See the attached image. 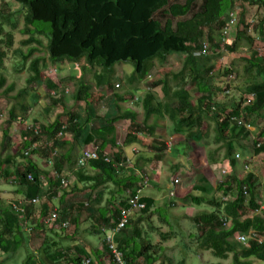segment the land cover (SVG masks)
I'll use <instances>...</instances> for the list:
<instances>
[{
  "label": "trees",
  "instance_id": "16d2710c",
  "mask_svg": "<svg viewBox=\"0 0 264 264\" xmlns=\"http://www.w3.org/2000/svg\"><path fill=\"white\" fill-rule=\"evenodd\" d=\"M11 1L24 9L23 34L30 38L24 40L22 44H41L37 37L46 36L49 40L47 49L50 62L52 64L69 62L74 67L84 63L85 71L99 69L95 73L98 89L115 88L116 66L129 63L135 70L128 79L134 90L130 99L137 101L140 98V86L150 77L156 63L166 65L170 56L181 54L184 57V64L181 72L167 75L166 78L154 83V90L151 87L152 90L146 94L142 102L145 111L144 121L139 120L136 112L126 111L114 117L108 115L106 126L91 129L85 142L87 145L97 139L102 142L99 160L90 161L86 167L80 168L78 166L80 156L75 157L71 173L75 174L79 184L77 183L73 189H77L81 184H91L93 190L102 187L109 189V184H113L114 188L110 190V208H99L94 213H90L86 212L88 209L84 205L71 206L68 210L65 207H58L57 218L47 224L48 219L52 217L50 214L54 211L51 212L49 206L45 204L37 215V206L29 203L33 199L43 198L45 191L47 192L45 197H49L48 201L52 202V197H57L62 190V182L71 175L69 173L63 178V160L73 159L72 153H66L63 157L59 153L54 163L58 169V176L49 177L47 171L31 160V155L49 153L54 160L52 155L69 144L64 137L62 139L57 137L62 127L67 126L65 135L72 129L73 133L79 136L88 128L92 121L91 116L87 123L82 125V119L77 113L68 114L67 120L60 118L52 126L40 130L39 136L29 129L23 132L24 145L20 156L25 162L15 166L14 172H9L7 163L11 157L0 159V175L9 179L14 173L19 186L25 191L23 198L9 200L7 206L0 204V259H8L25 249L29 252L33 240L29 230L33 229L35 233H45L44 243L39 250L40 262H37V256L30 254L25 264H54L60 261L82 264L91 256L94 257L95 264H105L103 253L83 250L78 240L74 238L70 239L72 246L63 250L62 244L58 241L59 232L56 230H67L68 228L63 227L67 222L70 225L74 223L79 228L81 223L86 221L93 223L91 232L99 236L105 234L106 228L115 227L122 210L131 207L128 191L133 190L140 180L134 176L133 169L125 166L129 161L126 149L139 145L142 157H145L144 153L149 148L161 145L160 141L155 139L157 140L156 134L161 121L166 120L172 123L176 134L185 135L190 140L202 138L209 141L213 137V130L208 122L211 117L216 123L214 129L216 135L214 142L208 144L226 145V159L234 171L217 188V194L222 193L226 201L219 199L218 195L207 198L202 194L207 193L203 186L207 180L201 181L202 185L193 188V194H190L188 199L196 206L208 205L213 209L203 211L191 219L197 228L194 239L200 250L212 253L222 262L232 259V264H264V243L259 244L251 240L245 245L238 241L240 235H248L252 230L264 237V215L258 214L263 208L259 201L261 181L253 174L244 179L239 178L236 174L239 165L236 157L238 154L235 156L233 153L236 144L241 145L243 139H250L253 142L254 154H264V147H257L258 143L264 140V123L257 122L264 115V18L255 28L253 27L255 29L253 33L251 32L253 24L245 9L236 28V39L225 44L232 53H236L243 46L251 49L253 53V57L244 58L245 73L250 78L247 93L256 95L252 105L244 108L239 105L232 109L219 105L216 101L217 92L229 90L230 86L222 90L213 85L215 67L211 64L212 60L209 56L206 58L197 56L204 43L209 44L210 54L223 53L221 46L224 29L228 26V15L235 7L236 1L239 4L264 10V0H201L202 4L196 12L194 9L200 0H187L184 4L176 2L172 5L171 0ZM161 15L163 18L160 17ZM12 16L10 5L7 3L2 5L0 39L6 36L9 46L13 45L15 37L13 33L6 32L5 27L9 25ZM45 24L49 25V29L44 26ZM11 25L16 29L15 24ZM3 41L0 40L1 69L5 68L4 61L8 57V53L3 48ZM35 51L36 49L31 50L30 55ZM18 52L17 50L16 54ZM19 53L22 54V51ZM30 55L25 56V60ZM46 66L45 61L42 63L40 59L31 64L32 76L28 80L29 88L23 92L24 101L20 103L22 113L18 114L16 108L11 110L10 119L3 130L4 140L9 137L12 127L25 122L27 119L24 116L31 112V106L26 104L25 97L30 95L35 100L39 99L37 88L45 85L50 91L59 90L60 86L56 81L46 79L44 70ZM225 76L229 77L230 71L225 72ZM4 82L5 80H2L1 86ZM91 89V86L83 83L77 91L76 100L85 101L90 105L89 101L92 102L93 98ZM155 89L160 90L159 94ZM194 93L202 96L196 98ZM101 98L103 97L99 96L95 101ZM122 100L129 101V98ZM121 120L130 122L125 149L117 143L115 125ZM151 120L154 122L151 123ZM247 126L256 130L251 131ZM43 136L49 137L53 142L34 149L33 146L40 143ZM109 146L113 149L112 153L107 151ZM107 158H111L113 162L107 163ZM154 159L162 161L159 156L149 161ZM114 164L121 166L120 171L115 170ZM29 175L33 176L34 181L28 180ZM67 194L68 192L64 193L63 199ZM133 195H135L134 191ZM101 199H103L102 193L99 198L91 199V204L97 206L102 203ZM19 201L23 203L19 205L25 209V214L13 210L12 204ZM142 202L145 203L146 208L135 212L128 228L116 240L119 249L125 253L127 264L157 262L154 249L158 248L159 244L147 239L141 226L147 218H151V214H155L153 211L155 201L143 197ZM47 228L51 230L50 233L46 231ZM151 229L154 232L161 230L155 226H151ZM161 235L164 241L170 238L168 233ZM106 248L108 251V247ZM111 264H114L113 260Z\"/></svg>",
  "mask_w": 264,
  "mask_h": 264
},
{
  "label": "rangeland",
  "instance_id": "374dc122",
  "mask_svg": "<svg viewBox=\"0 0 264 264\" xmlns=\"http://www.w3.org/2000/svg\"><path fill=\"white\" fill-rule=\"evenodd\" d=\"M187 0H171L172 3H186ZM10 5V12L13 14L9 25L5 27L6 32L14 34L13 45L9 46L7 37L4 36L0 40H4L3 48L8 53L7 59L4 61L5 68H0V159H6L11 157L7 163L10 170L14 172L15 166H19L25 162L20 156V151L23 149L24 139L23 132L28 128L35 127L38 130H45L49 126H52L57 120L63 118L67 120L68 114L77 113L82 121V125L87 123L88 118L91 116L92 121L87 126L88 128L82 132L79 136L73 133V130L67 132L64 136V140L69 142L64 149L59 152L63 157L66 153H72L73 159L66 160L64 162L63 178L72 172L74 166L75 157H79L82 148L85 147L86 138L88 133L93 128H102L106 126L107 116H118L124 114L126 111L136 112L139 116V120L142 122L145 120V111L143 108V99L152 87L154 90V83L159 82L161 79L167 77L170 74H176L181 72L184 64V57L181 54H174L170 56L169 62L166 65L156 63V67L150 73V77L142 83L140 86L141 93L140 98L137 101H133L130 97L133 96V88L128 83V79L135 72L132 64H118L116 66V78L114 80V87H105L104 89H98L95 81V73L99 69L87 70L84 69V63L77 65L76 67L69 62L52 64L49 59L48 44L49 40L46 36H38L41 44L33 43L30 45H23L24 40H29V36L23 34L25 29L24 9L22 6L12 2L11 0H0V8L4 4ZM234 8H239V21L241 15L246 9L251 19L252 31L255 33V26L264 18V10L258 7L250 5L239 4L237 1ZM202 1H198L194 12H196L201 6ZM193 15V14H191ZM161 18L162 15L160 16ZM165 22V20H163ZM11 24L16 25V29H13ZM49 29V25H44ZM254 27V28H253ZM254 30V31H253ZM237 37V30L234 29L232 33L233 42ZM264 41V40H263ZM264 43V42H263ZM11 44V43H10ZM229 44V43H228ZM245 45V44H244ZM36 49L34 54L30 55L31 50ZM222 54H210L209 58L215 67L213 85L221 88L222 90L230 86L229 90L223 92H217L216 101L219 105L224 106L227 109H232L239 105L242 108L245 107V103L249 99L250 95L247 93L250 87V78L245 73L246 62L244 58L253 57L251 49L243 46L236 53H232L227 47L221 46ZM22 51V54L16 51ZM30 57L25 60V56ZM40 59L42 63L47 64L45 70L46 79H53L60 86L58 91H50L45 85L37 88L39 91V99L35 100L33 96L25 97L27 105L31 106V112H28L24 118L27 120L20 125L15 124L10 135L6 140L3 139V130L6 128V123L10 119V112L13 108L18 109V114L22 113L20 109V103L24 101L23 92L29 88L28 80L32 76L31 64ZM230 71V76L226 77L225 72ZM2 80H5L1 86ZM86 83L92 87L91 94L93 96L90 105L87 102H78L76 100L77 91L80 86ZM174 85V84H173ZM119 86V87H118ZM175 86V85H174ZM156 91V89H155ZM160 90L156 92L159 94ZM30 94H32L30 92ZM55 94V95H54ZM196 98L202 96L201 94L194 93ZM99 96L103 98L99 101H95ZM123 98H129V101L122 100ZM176 106V105H175ZM68 116V117H67ZM154 120H151V123ZM212 130L213 137L209 141L196 138L187 139L185 135H179L174 132V127L169 120L161 121L160 127L156 134L155 141H160L161 145H155L147 150V159L142 157L140 159L138 153L129 151L130 161L126 162L125 166H129L135 172L148 174L151 179L150 185L144 190V196L155 198L157 201L156 206L153 208L155 214H151V218H147L142 223V228L145 233V237L151 240L154 244H159L158 248H155V257L157 262L155 264H232V259L229 261H220L212 253L200 250L197 247L196 239L197 228L191 220L197 214L203 211H212L213 209L208 205L196 206L188 197L193 194V188L197 185H202L207 178H213V184L205 182L203 185L207 193H202L205 197L211 198L213 196L226 201V197L219 192L217 194V188L222 181H225L227 177L234 170L232 169L228 159H226L227 148L224 144H212L216 133V123L208 120ZM258 123H264V115L257 121ZM130 126V123L121 120L116 123L118 129L117 141L120 147L123 148L128 130L124 126ZM129 124V125H128ZM76 129V128H75ZM255 129V128H254ZM254 131V130H252ZM53 141L46 136L40 143L36 144V147L46 146ZM95 145L100 146L101 141H96ZM171 146V150L168 148ZM241 150H238V149ZM140 149V147H139ZM112 148H109V152L112 153ZM235 156L241 155V159L238 160L239 165L236 168V174L239 178L244 179L253 174L261 181L259 201L262 204V210L258 214L264 215V154H254L253 142L250 139H243L241 145L236 144L233 151ZM251 153L253 155L251 156ZM131 155V156H130ZM33 162L37 163L43 170L49 173V177L58 176L57 168L54 166L55 159L51 157V154L36 153L32 154ZM161 157L162 161L149 159ZM145 158V159H144ZM141 160V161H140ZM53 161V163H51ZM58 161V159H57ZM140 161V163H139ZM138 165V166H137ZM141 167V168H139ZM247 167L249 169H247ZM78 166L76 165V169ZM126 168V167H125ZM224 171L227 172L224 175ZM91 174V172H89ZM140 175V176H141ZM206 175V177H204ZM181 179L182 185L177 190V195L171 196V191L174 190L173 184L175 179ZM69 181V187L62 189L57 197H52V202H49V197H45L47 192L45 191L44 199L40 198V203L36 208L37 215L40 214L43 205H47L52 212L58 207L68 208L71 206L84 205L86 212L94 213L99 208H110L111 194L110 190L114 188L113 184H109V189L104 187L98 190L91 189V184H86L87 187L79 189H73L75 187V174L71 173L70 176L65 178ZM85 186V185H84ZM203 187V188H204ZM24 190L19 186L15 174L8 179L0 175V204L7 206L9 200H19L24 196ZM68 192L67 196L63 195ZM100 193L103 195L101 199L102 203L94 206L91 204V199L99 198ZM3 194L9 196L8 199H3ZM200 195V194H198ZM62 197V198H61ZM63 200V201H62ZM10 201V202H11ZM51 201V200H50ZM52 203V204H50ZM118 206V204H116ZM112 209V207H111ZM84 220V219H83ZM92 222H83L77 228L74 223H71L67 230L59 232L60 239L58 240L62 245L63 250H67L72 246L71 238L78 240L80 248L88 250L93 253L97 251H105V264H111L109 259V253L106 250L105 236H96L92 234L91 227ZM151 226L161 228V230L153 231ZM47 232H51L49 228ZM131 232V231H130ZM132 233V232H131ZM162 233L170 234V238L166 241L162 240ZM55 239L56 237L53 236ZM45 233L36 232L33 236V240L30 243V251L27 249L21 250V252L15 256H10L8 259H0V264H25L28 256L33 254L36 257L37 262H40L39 250L42 243H44ZM94 259L93 256H91ZM67 262V261H66ZM66 262H58L59 264H69ZM53 264V263H52ZM71 264V263H70Z\"/></svg>",
  "mask_w": 264,
  "mask_h": 264
},
{
  "label": "built area",
  "instance_id": "2783aa9c",
  "mask_svg": "<svg viewBox=\"0 0 264 264\" xmlns=\"http://www.w3.org/2000/svg\"><path fill=\"white\" fill-rule=\"evenodd\" d=\"M239 8H233L230 12H229V23L228 26L224 29V35H223V47H225V44H228L231 42L232 40V33L234 31V29L236 30L238 23H239ZM210 46L208 43H204L202 46V49L198 52L197 56L201 57V58H206L208 56H210ZM119 87V86H118ZM151 87L149 88V91H151ZM55 93V92H54ZM55 95V94H54ZM256 100V95H250L249 99L247 100V102L245 103V107L252 105ZM234 120H237V118H234ZM238 121V120H237ZM247 128L249 130H256L251 126H247ZM29 129V128H28ZM29 130L34 131V133L39 136L41 134L40 130L35 129V127H31ZM67 130V126L64 125L62 127V130L58 133V139H62L65 135V131ZM258 148H262L264 147V140L260 141L257 145ZM33 148H37L36 145L33 146ZM137 152V151H135ZM59 155V152H55L54 155V159L57 158V156ZM237 159H241V155L238 154ZM100 157V153H99V149L96 147H91V148H86L85 150L82 151L81 157L79 158L78 161V166L80 168L86 167L88 165V163L90 161H97L99 160ZM130 161V160H129ZM107 163H112L113 160L111 158H107L106 159ZM120 165L119 164H114V168L116 171H120ZM247 169H249L247 167ZM227 172L224 171V175H226ZM28 180L29 181H34V178L32 175L28 176ZM151 183V179L150 176L143 174L140 177V180L137 182L135 188L133 190L128 191V199H129V204L131 205V207L123 209L121 216L116 224L115 227H112L110 229L104 230V236H105V244L108 247V253L109 256H111V259L114 261V264H127L126 261V256L125 253L123 251H121L117 245V237L123 232L125 231L132 219L133 214L137 211V210H144L146 208L145 203L142 202V198H143V194H144V190L150 185ZM182 180L181 179H175L174 180V184H173V188L174 190L171 191V196L175 198V196L177 195V190L181 187ZM223 183V182H222ZM62 189H67L69 187V181L64 180L62 182ZM133 191L135 192V195H133ZM30 204L33 205H38L40 203V199L36 198L33 199L32 201L29 202ZM19 204H23L21 203V201L13 203L12 207L13 210L19 214H25V209L23 207H21ZM54 212L52 214H50V216H52L50 219H48L47 224L51 223L52 221H54L57 218V209L53 210ZM64 228H69L70 227V223L67 222L63 225ZM29 232L32 234V236L35 235V232L33 229H30ZM255 241L259 244H263L264 243V237H262L260 234H258L256 231H250L248 233V235H240L238 237V241L242 244L248 245L250 243V241ZM82 264H95L94 260L92 258H88L86 260H84L82 262Z\"/></svg>",
  "mask_w": 264,
  "mask_h": 264
},
{
  "label": "crops",
  "instance_id": "0c3cea01",
  "mask_svg": "<svg viewBox=\"0 0 264 264\" xmlns=\"http://www.w3.org/2000/svg\"><path fill=\"white\" fill-rule=\"evenodd\" d=\"M125 121H127V120H125ZM127 122H129V121H127ZM130 123V122H129ZM129 125V124H128ZM126 128H127V130H128V128H129V126H127V124H125L124 125ZM117 128V127H116ZM91 131V130H90ZM117 132H118V129H117ZM96 141H98V139L96 140ZM94 142V143H91V144H89V145H85V147L84 148H82V151L83 150H85L86 148H91V147H96V148H98V149H100V146H97V145H95L97 142ZM100 141V140H99ZM126 141V140H125ZM117 143H118V141H117ZM118 145H119V143H118ZM120 146V145H119ZM111 146H109L108 147V149H107V151H109V148H110ZM112 148V147H111ZM122 148V147H121ZM170 150H171V146H169L168 147ZM122 149H125V143H124V145H123V148ZM131 150H133V152H135V151H137V152H135V153H138V155H139V157H140V159L142 158V153H141V147H140V149H139V145H137V146H133V147H131L130 149H126V152H127V155H128V160H130L131 158L129 157V151L131 152ZM147 152V151H146ZM82 154V153H81ZM81 154H80V157H81ZM146 153H144V156L147 158V155H145ZM131 156V155H130ZM79 157V158H80ZM134 171V170H133ZM134 176H136L137 178H139L140 179V175H141V173H138V172H135L134 171ZM146 175H148V174H146ZM206 176V175H205ZM204 176V177H205ZM208 179V178H207ZM213 179V178H212ZM212 179L211 178H209V180L207 181V182H210V184H212ZM139 181V180H138ZM223 182V181H222ZM221 182V183H222ZM77 180H75V187H76V185H77ZM220 183V184H221ZM79 184V183H78ZM85 184H81V185H79V187H77V189H81V188H85V187H87L86 185L84 186ZM178 192V191H177ZM8 197L9 196H7V195H5V194H3V199H8ZM143 197H145V198H148V199H154V201H155V206H156V204H157V201H156V199L155 198H152V197H149V196H144L143 195ZM43 199H44V197H43ZM51 202V201H50ZM9 203V202H8ZM50 204H52V203H50ZM134 215H135V213L133 214V216L132 217H134ZM106 230H107V228H106ZM103 255L105 254V251L103 250ZM54 264H59L58 262H54Z\"/></svg>",
  "mask_w": 264,
  "mask_h": 264
}]
</instances>
